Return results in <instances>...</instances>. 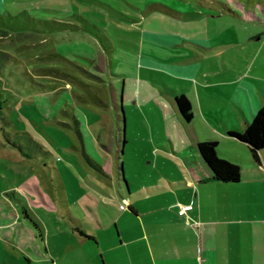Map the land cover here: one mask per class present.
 I'll list each match as a JSON object with an SVG mask.
<instances>
[{
    "label": "rangeland",
    "instance_id": "rangeland-1",
    "mask_svg": "<svg viewBox=\"0 0 264 264\" xmlns=\"http://www.w3.org/2000/svg\"><path fill=\"white\" fill-rule=\"evenodd\" d=\"M214 1L226 7L212 0H0V264H64L83 253L85 233L97 235L95 250L108 254L106 234L119 241L125 221H136L123 205L140 209L145 182L171 168L149 160V151L164 152L153 135L170 141L152 133L140 102L127 96L124 110L118 107L122 79L126 91L140 78L165 79L140 64H169L195 47L140 31L145 47L137 50L133 26L205 36L222 71L217 80L264 79V33L250 37L264 30V0Z\"/></svg>",
    "mask_w": 264,
    "mask_h": 264
},
{
    "label": "crops",
    "instance_id": "crops-1",
    "mask_svg": "<svg viewBox=\"0 0 264 264\" xmlns=\"http://www.w3.org/2000/svg\"><path fill=\"white\" fill-rule=\"evenodd\" d=\"M218 3L212 0L211 4L223 10L225 3ZM133 27L141 51L145 41L143 38L140 44V31L170 44H180L183 37L195 47V52L186 56L173 54L174 61L169 64L154 66L151 60L140 64V68L160 70L168 76L165 79L140 78L132 81L135 85L131 91H126L127 78L122 79L121 101L129 96L140 102L152 133L165 134L170 141L168 147L153 135L157 150L163 148L164 152L149 151V160L171 168L163 170V176H157L154 184L145 182V193L141 192L147 201L140 204V209L131 203L123 205L124 210L129 205L135 209L136 221H125L127 234L122 231L119 241L110 237L111 232L106 234L108 254L95 250L94 244H100L97 235L85 233L80 239L85 246L83 253L66 258L64 264H264V149L254 159L249 144L227 131L244 129L264 104V79L239 74L237 79L217 80L222 71L210 60L213 46L205 36L150 32L141 29L140 24ZM262 33L263 29L250 37H261ZM253 81L260 84V90ZM214 86L227 94L218 95L211 89ZM180 93L191 101V119H186L178 107L176 95ZM207 137L218 138V153L241 165L238 182L210 178L211 170L197 147L198 141ZM184 203H192L193 207L181 214L179 209ZM54 262L58 264L59 260Z\"/></svg>",
    "mask_w": 264,
    "mask_h": 264
},
{
    "label": "trees",
    "instance_id": "trees-1",
    "mask_svg": "<svg viewBox=\"0 0 264 264\" xmlns=\"http://www.w3.org/2000/svg\"><path fill=\"white\" fill-rule=\"evenodd\" d=\"M226 7V5H224ZM249 12V10H248ZM255 16L253 13H251ZM136 30V29H135ZM137 31V30H136ZM135 48L138 50L137 42ZM123 81V80H122ZM123 90H121V96ZM178 107L186 119L192 118V104L186 94L180 93L176 95ZM118 107L124 110V103H118ZM123 118L125 115L122 114ZM228 133L240 140L247 142L251 148L254 159L259 158V154L264 149V104L255 112L251 121L248 122L244 129L230 128ZM123 142L126 141L125 135L122 136ZM219 139L216 137H207L198 141L197 147L200 155L211 170L210 178L235 183L238 182L242 175V167L239 163L232 161L218 153ZM123 148V147H122ZM122 162L120 167L123 168ZM129 208L136 212L133 207ZM88 238H92L88 235Z\"/></svg>",
    "mask_w": 264,
    "mask_h": 264
},
{
    "label": "built area",
    "instance_id": "built-area-1",
    "mask_svg": "<svg viewBox=\"0 0 264 264\" xmlns=\"http://www.w3.org/2000/svg\"><path fill=\"white\" fill-rule=\"evenodd\" d=\"M193 207V204L192 203H184V204H181L180 206V209H179V212L181 214L183 213H186L188 209L192 208ZM197 223H199V221H197Z\"/></svg>",
    "mask_w": 264,
    "mask_h": 264
}]
</instances>
